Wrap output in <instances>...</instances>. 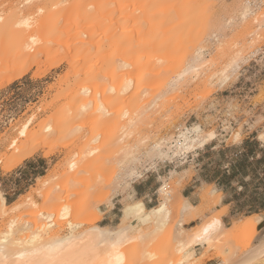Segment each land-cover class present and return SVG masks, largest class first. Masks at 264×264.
<instances>
[{
  "label": "rangeland",
  "instance_id": "obj_1",
  "mask_svg": "<svg viewBox=\"0 0 264 264\" xmlns=\"http://www.w3.org/2000/svg\"><path fill=\"white\" fill-rule=\"evenodd\" d=\"M237 1L36 0L26 12L33 17L34 25L27 29L36 46L28 54L18 52L20 56L14 47H18L14 41L20 31L9 29V40L3 31L6 43L12 37V53L6 54L9 58L6 51L2 53L8 47L0 36V60L6 58L8 63L0 72V180L4 181L0 191L8 198V212H0V235L12 216H19L17 228L28 230V223L55 219V212L60 215L54 227L62 235L69 232L73 221L80 222V231L108 225L104 216L111 212L119 213L109 224L116 226L129 194L143 199L148 212L161 204L156 189L168 180L172 218L152 234L130 239L127 244L135 258L126 259V264H221L224 240L196 246L199 258H186L187 235L214 214L210 211L216 206L213 194L221 192L231 200L238 219L255 213L261 216L257 233L244 230L229 238L235 255L223 264H240L264 244V139L256 137L264 134V0H259V6L252 5L255 11L246 20L234 14ZM17 8L26 9V5L21 0H0V16L5 18L0 23L7 24L9 13ZM219 19L226 27L215 39ZM200 48L205 52L196 68L177 80ZM240 50L248 60L235 62L222 74ZM92 70L95 77L90 75ZM82 88L86 94H96L89 96L96 97L89 98L95 100L93 107L104 103L106 109L109 105L110 110L119 108L117 113L105 107L76 111ZM141 103L150 107L139 114L136 107ZM32 116L29 135L21 138L19 147L11 148L10 143ZM129 120L138 125L130 126ZM195 124L205 134L214 132L213 139L183 160L145 157L137 164L141 174L129 179L131 186H116L124 173V155L136 148L139 139L156 142ZM100 140L105 143L101 145ZM93 147L94 154L85 158ZM31 149L36 151L30 158L44 159L40 177L51 178L42 189L39 178L26 181L23 175L16 176L29 159L20 160L23 152ZM73 158L81 159L74 170L69 168ZM195 172L208 182L200 185L198 207H205L210 215L197 210L182 217L186 198L178 192ZM146 184L153 186L149 196L134 193ZM28 196L33 200L27 201ZM17 203L23 205L15 210ZM96 216L99 220L94 221ZM139 224L144 231L154 228ZM180 228H184V236H179ZM103 260L89 256L71 264H104Z\"/></svg>",
  "mask_w": 264,
  "mask_h": 264
},
{
  "label": "bare ground",
  "instance_id": "obj_2",
  "mask_svg": "<svg viewBox=\"0 0 264 264\" xmlns=\"http://www.w3.org/2000/svg\"><path fill=\"white\" fill-rule=\"evenodd\" d=\"M21 1L24 5H26V9L17 8L14 11L9 13L8 15L9 20H7L6 22L7 24L0 23V34H1L0 36L3 37V35L6 34V37L9 40V36L11 35V33H9L10 30L18 31V32L20 31V34L19 33L17 34V40L15 39L14 41V44L17 45L18 47L16 46L14 47L18 48L17 53L20 52L21 54L25 55V54H28L34 46H36V44L32 41L34 38V35L31 34L28 30L31 25H34V24H31V20L33 19V17H31L30 14L26 13L27 11H30L33 8L36 0H21ZM242 1L243 0H238L236 2V5L234 6V14L240 16V18H242L243 20H246L250 15L254 13L255 7H253L251 3L248 4L247 1L245 2L244 1L242 2ZM233 18L234 17H232V19ZM256 19L258 21L259 16H257ZM2 20L5 21V18H3V16H0V22H3ZM231 20L227 22L228 25L231 24L232 22ZM3 24L5 25V28H7L6 30L4 29ZM16 25H19V26L17 27ZM21 26H24V27H21ZM225 27H226V24L221 19H219L214 27V32H213L214 38L219 37L218 35L220 34V31H223ZM16 28H20V29L18 30ZM26 30H28V32H26ZM3 31H4V34L2 33ZM6 37L5 36L3 37L4 39L2 40V43L9 42L7 41V39H5ZM11 38L12 37H10V43H12ZM7 44L8 43H6V45L4 44V46L8 47L9 49L3 48L2 50L4 52L1 51L2 53H5L6 51L5 55L11 52L10 46L9 44L8 45ZM1 52L0 54H2ZM204 52L205 51L203 48H200L197 51V53L192 57L191 63L188 64L185 70L178 75L177 80L184 78L190 71L196 68L197 62L200 61L201 58H203ZM9 55L8 56L6 55L7 58L10 57ZM18 55L20 56L19 53ZM235 58L234 60L230 61L225 66V68L222 71V74H225L227 70L233 67L235 62L239 60H243V61L248 60L246 56H241V50L237 53V56ZM9 63H12V62H9ZM6 64H8L6 58L0 60V72L5 70L4 69L5 66L7 67ZM91 73L92 74L90 75L92 77H95L94 75L97 74L94 70H92ZM134 82L135 80L133 79L130 82V84ZM3 83L4 82L2 81V84ZM84 90L83 88L82 90L80 89L77 95L78 99L76 98L77 99L76 100L77 108L75 107L76 111L87 110L90 108L92 109L94 105L95 100L94 101H91V100L96 98V97L95 98L92 97L93 95L95 96L96 94H94V92H91L93 93V95L91 96L92 97L91 99L89 97L91 93L90 95H89V92L88 94H86L87 92ZM98 97L99 96H97V98ZM89 98L91 100H89ZM103 101L105 102L104 99ZM97 103H99V101ZM98 105L97 106L95 105V107L93 108L98 109L100 107H105L104 103L103 104L99 103ZM108 107L109 108L107 109L105 107V110L109 109V111L114 112V110L117 109L116 108L114 110H110L111 108L110 105ZM148 107H150L148 106V104L146 105L143 103L142 105H138V107L136 108L139 110V114H140V113L146 112ZM80 108H82V110ZM117 110L115 111L116 113H117ZM109 114L111 115L112 112ZM33 120H34V117L32 116L23 124V126L21 127L19 131V135L15 137L10 143L11 148L19 147L21 138L29 135L28 129L30 125L33 123ZM134 123H135L134 120L133 121L129 120L130 126H132L131 124H133L134 126L138 125V124L135 125ZM214 136H215L214 132L205 134L201 125L195 124L192 127L184 126L180 130L179 134H177L176 136L171 135L166 138L161 137L160 140L156 142L152 140L154 142L147 143L148 142L147 138L139 139L142 141L138 140L139 142L136 144V148L129 149L124 155V159H123L124 160L123 161L124 173L122 174L120 180L116 183V186L118 187L126 186L129 188L131 184L133 183L129 181V179L130 178L135 179L134 176H137L136 174H138L137 164L138 162H141L142 159H144L145 157L148 158L154 155L162 159L167 158L169 160H175L177 158V160L178 159L183 160V159H186L187 155L190 152L195 151L197 148L203 147L204 145H206V143L209 140L213 139ZM236 136H239V133H237ZM260 138L263 140L264 134L261 133ZM96 141H95V145L97 146L98 144H96L97 143ZM103 142L100 140V142L98 143L103 145L105 143ZM164 148L166 149L164 150ZM97 149H98V146H97ZM95 150H96V147L91 148V150H88L87 153L85 152L84 157L86 158L87 156L93 155ZM34 151H36V149H33V150L31 149L30 151L27 150L26 153L23 152V155L21 156L20 160H24L27 156L32 154ZM74 156L75 158L78 157L77 154ZM79 158H81V156ZM80 160L73 158V160L69 161V168L72 170L79 168ZM175 172L177 171H173L172 174ZM51 176L52 174L50 175V177ZM38 178L41 180V183H39L40 184L39 189L45 188L44 186H47V184L49 183L51 179V178L49 179V177L48 178L46 177L44 179L42 177H38ZM39 191L41 192V190ZM157 191L162 196L161 204L151 208L150 211L148 212L146 209V205L142 199L133 198V195L129 194L128 202L124 205V207H122L121 221L116 226L115 225L107 226V225L98 224V225L89 227L88 229H84L80 231L78 230L80 227V222L74 223L73 221L71 223L69 222L70 223L69 229H68L69 232L64 235H62L61 232L58 231V229L54 227L55 224L57 223L56 218H58L60 213L58 214V216H56L57 212H55L56 215L51 214V216L55 215L54 218L56 220L53 219V217L52 218L47 217L49 220L46 218L44 219L45 221H43V218H42V219H38V221L37 219L34 220V224L33 223L31 224V222L28 223L26 228L29 227V229L27 230L24 228L25 231L24 229L20 227L17 228L18 226L17 219L19 218V216L16 218L12 216L6 228L7 230L3 231L2 235H0V264H71V263H79L81 262L80 260L88 259L89 256L92 259H104L103 260L104 264H123V263L126 264L125 263L126 259L135 258L133 251H132V246L127 244V242H129L130 239L136 236L144 237V236L152 234L153 232L157 231L158 229L166 225L172 218L174 211L171 207V194L172 193L170 192V190H168V180H164L163 184L158 187ZM206 195L207 194L204 195L205 197L204 199L207 198ZM213 195L215 197V205H218L221 199V193H216ZM0 200H1L0 212L2 214H5L6 212H8L7 211L8 205H7L5 196L2 195L1 191H0ZM32 200H33V196L27 197V201H32ZM109 204H112V203H109ZM22 205L23 203H17L16 206H14L13 208L15 210H18V209H21L20 207H22ZM85 205L87 204H84V206ZM82 209H85V208H82ZM197 210L200 214L203 215L207 209L205 207H202L199 209L198 205L193 204L189 199L186 198L181 207L182 217H184L185 214L187 213H192L193 211H197ZM224 213H225V208L218 209L217 211L214 212V214L206 217L199 224V227L195 232H193L191 235H187V237L189 238L188 244L190 247H189V250L186 251V258H193V251L196 246L206 245V244L208 245L209 243H212V241H215V240L216 241L220 240V242L224 240L223 245L225 246H222L223 250H221L222 251L221 252L222 253L221 254L222 255L221 264H223L233 255H235V250L233 246L229 244V241H228L230 237L232 238L233 235L238 234L244 230H254V232L257 233L258 224L261 221V216L259 214L255 213V214L249 215L247 217L241 218L238 221H234L233 224L230 226H226L224 225V222L222 220V216ZM62 214L64 217V213H61V215ZM67 216L68 215H65V218ZM59 219L63 221L64 218L62 219V216H61V218ZM97 220H99L98 216L94 218V221H97ZM139 223H141L142 225L144 224V226L153 225L154 228H152V230L150 229L151 231L149 230V228L148 230L146 229V231L148 232L146 233V231H144L141 228ZM138 224H139V227H138ZM32 226H34L35 228L31 229ZM180 226L183 227V221H180ZM134 231L137 232L136 235L133 234L135 233ZM184 233H185L184 228H180L178 231L179 236H184ZM216 246L218 247V245ZM197 258H199V256ZM185 260H190V259H185ZM192 260H194V258ZM240 264H264V244H262L253 254H251L246 259H244V261L241 262Z\"/></svg>",
  "mask_w": 264,
  "mask_h": 264
},
{
  "label": "crops",
  "instance_id": "obj_3",
  "mask_svg": "<svg viewBox=\"0 0 264 264\" xmlns=\"http://www.w3.org/2000/svg\"><path fill=\"white\" fill-rule=\"evenodd\" d=\"M259 135H260V133L256 137L258 138V140H261ZM26 159L27 160L23 163V165L20 166V168H22V169L20 170L19 173L16 174V176L19 174L23 175L24 177H26V179H27L26 181L31 180L33 177L34 178L40 177L42 174H41V172H39V169L45 168V164L43 161L44 159L40 158V157L30 158V156H29V159L28 158H26ZM196 175H197V173L195 172L192 179L188 180L187 184L182 189V192H178V196L182 197V198L189 199L195 205H200L201 204L200 193H199L200 185H202V184L208 185V182L203 180L201 177H197ZM199 181H200V184H196ZM3 182L4 181L0 180V187L2 186ZM158 187H157L156 191L158 190ZM151 192H153V186H149L146 184L142 187L139 186L138 188H136L134 193L138 194V195L139 194L143 195V197L146 198L147 196H149L151 194ZM5 198L7 201L8 200L7 196H5ZM133 198H135V197L133 196ZM136 199H141V198H136ZM144 203H145V201H144ZM145 205H146V203H145ZM146 208H148V207L146 206ZM222 208H225V213L222 216V220L224 222V225H227L226 224L227 222L231 223L233 221L240 220V219H238L239 213L234 211V209H232V202L229 198L226 197V194L224 192H221V199H220V202L218 203V205L213 206L210 209V211L215 212L218 209H222ZM113 210H115V207H114V209H112V211ZM208 213L209 212H206L205 215L206 216L210 215ZM247 216H249V215H247ZM247 216H245V217H247ZM121 217H122V209H121L120 221H121ZM118 218H119L118 212H111V213H108L104 216V220H106V222L108 223L107 226H109V224L113 223ZM201 246L206 247V245H199L197 247H201ZM197 250H198V248L195 247L194 248V254H193L194 258H197L199 256Z\"/></svg>",
  "mask_w": 264,
  "mask_h": 264
},
{
  "label": "built area",
  "instance_id": "obj_4",
  "mask_svg": "<svg viewBox=\"0 0 264 264\" xmlns=\"http://www.w3.org/2000/svg\"><path fill=\"white\" fill-rule=\"evenodd\" d=\"M248 4L251 3L252 5L256 6L260 2L259 0H247Z\"/></svg>",
  "mask_w": 264,
  "mask_h": 264
}]
</instances>
